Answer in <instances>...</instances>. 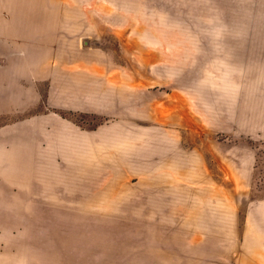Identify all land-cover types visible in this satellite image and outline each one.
<instances>
[{"label":"rangeland","instance_id":"obj_1","mask_svg":"<svg viewBox=\"0 0 264 264\" xmlns=\"http://www.w3.org/2000/svg\"><path fill=\"white\" fill-rule=\"evenodd\" d=\"M4 1L0 264H264V0Z\"/></svg>","mask_w":264,"mask_h":264},{"label":"crops","instance_id":"obj_2","mask_svg":"<svg viewBox=\"0 0 264 264\" xmlns=\"http://www.w3.org/2000/svg\"><path fill=\"white\" fill-rule=\"evenodd\" d=\"M4 3L6 4V0L4 1ZM32 9V8H31ZM19 19V18H18ZM20 21H26L23 18H20ZM43 18H41V21L44 22V20H42ZM50 23H51V28L55 25L56 20H55V16H53V18H50ZM2 21L0 20V52L2 50V38H1V34H4V36L6 35L5 30H2L1 27ZM61 179L60 183L58 182ZM74 181V178H72L70 175L68 176H62L61 178L59 176H56V178L51 177L48 178L47 183H51L52 185V191L56 192L57 191V187L59 184H62V182H69L72 183ZM97 197H92L91 200H95ZM255 225H256V230L261 229V231H264V200H256L255 203Z\"/></svg>","mask_w":264,"mask_h":264}]
</instances>
